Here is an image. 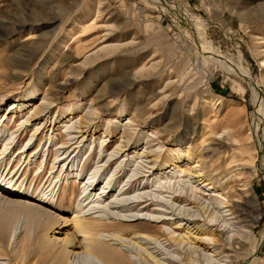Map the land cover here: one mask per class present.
I'll return each mask as SVG.
<instances>
[{
	"label": "rangeland",
	"instance_id": "374dc122",
	"mask_svg": "<svg viewBox=\"0 0 264 264\" xmlns=\"http://www.w3.org/2000/svg\"><path fill=\"white\" fill-rule=\"evenodd\" d=\"M158 1L155 5L149 0H0V148L7 138L12 141L0 156V182H9L11 190L33 193V197L44 191L50 204L41 206L56 218L62 215L68 219L81 197L80 179L89 177L93 170L98 169L101 177L107 175L115 185L121 181L126 186L136 171L145 174L131 186L129 197L122 202L124 212L119 211L142 216L125 217L126 221H122L131 227L125 236L129 237L133 226L143 221L158 228L170 226L174 219L165 223L147 219L175 218L153 208L196 211L193 204L172 202L170 193H160L158 190L166 181L170 192L176 188L177 192L191 194V185L197 187L201 192L197 196L203 197L200 202H204L201 208L207 213L215 211L209 192L205 190L207 195L203 196L204 187L190 175L174 183V177L165 179L167 172L155 171L147 177L150 171L143 172L148 169L140 167L148 166L152 159L145 156L149 150L159 155L154 165L160 167L176 157L173 149L188 147L210 166L206 173L217 188L224 186L230 195L240 196L239 204L248 215V225L238 228L243 244L239 248L226 243L218 254L212 253L213 248L194 252L196 244H175L164 236L158 240L143 239L140 245L165 263V258H173L183 264L186 254V264L217 263L221 255L228 254L234 258L233 264H264V241L256 253H251L264 229V174L259 166L264 165V138L261 146L250 134L257 122L252 114L254 99L263 101L260 124L264 126V0ZM203 41L210 43L211 52L202 51ZM239 66L248 72L240 74ZM31 90L36 91L35 96L24 103V110L16 108L12 115L9 103H21L23 95ZM43 96L52 100L44 129L41 124L29 125L25 120L29 106L39 104ZM70 109H74L71 115L75 117L66 121L69 118L64 117ZM84 114L92 119L94 135L89 131L86 141L79 138L76 149L71 152L70 148L59 156L64 149L62 142L70 143L69 138L79 135L69 131L76 130L78 115ZM106 126L111 133L104 137ZM32 128L41 132L33 134ZM123 130L131 135V142L139 144L138 148L134 153L133 149L122 155L119 152L115 155L117 162L107 166ZM102 140L103 144L108 143L107 147L103 148ZM147 140L152 146L146 150ZM21 145L25 151L18 155ZM179 155L182 160V153ZM20 158L27 164L23 181L16 179L22 170L18 168ZM6 166L13 170L9 175L6 170L3 172ZM120 168L125 172L115 179ZM17 171L13 178L11 175ZM48 177L54 180L49 188ZM55 182V192L50 193ZM243 183L248 184L247 194L242 190ZM140 195L166 200L169 208L157 203L145 209L127 207L130 202L137 203ZM24 201L28 202V198ZM90 207L87 205L83 211L87 216L93 214L91 217L104 218L103 222L109 224L119 221L114 219L117 209ZM94 210L98 211L88 214ZM57 220L48 235L58 240L71 237V222ZM24 235L28 231L21 226L4 248L13 250ZM120 249L127 254L124 246ZM135 264L156 263L136 258Z\"/></svg>",
	"mask_w": 264,
	"mask_h": 264
},
{
	"label": "bare ground",
	"instance_id": "6f19581e",
	"mask_svg": "<svg viewBox=\"0 0 264 264\" xmlns=\"http://www.w3.org/2000/svg\"><path fill=\"white\" fill-rule=\"evenodd\" d=\"M149 2L155 5L159 4L158 0H149ZM201 45L204 48V50H202L204 53L212 51V46L209 42L203 41ZM217 58H219V56H217ZM263 61L264 59H262V63L264 65ZM238 69L240 70V74L242 73V75L243 73L248 72L247 69L242 66H239ZM35 92L36 91L33 90L28 91L26 95H23L21 103H19L20 100H15L9 103V111L12 112V115L16 113V108H18L20 111L24 110V103L30 101L32 97L35 96ZM41 100L42 101L39 104L35 102L29 106V109L28 107L25 108L28 109L26 113L29 114L28 119L25 120L26 123L29 125L36 126V124H41L42 126H40V128L42 127V129H44L48 122V114L50 113V106L52 105V100H50L46 96H43ZM253 101L255 103V106L252 114L254 120L255 118H257V122H254V128L252 129L250 134H252V138L256 139L258 141L257 143L261 145L262 139L264 138V126L260 124V122H262L260 111L262 108L263 101L261 100L260 102L258 101V99H254ZM1 103L2 101H0V105ZM73 112L74 109H70L69 115H66L64 117L69 118V120L66 121H70L75 117L71 115L74 114ZM69 116H71V118ZM78 117V124L74 127L76 130L69 131V133L75 132L79 135L75 136L71 133L73 136L69 139L72 140V142L69 143L67 140L65 142H62V144H64V146H62L64 147V149L62 150L59 156H63V154L67 153L70 148H72L71 152L76 149V143L79 138H82L84 139V141H86V134H88L89 131H92V136L94 135L93 132L96 128L92 123V119H89L88 116L85 114L78 115ZM5 118H7V116H5ZM16 128V130L19 131V124ZM50 128L53 127H51L50 125ZM68 128H70V126ZM24 129H22L21 131H23ZM37 130H39V128H34V131L32 128L33 134L37 135L41 132V130L39 132H37ZM110 133L111 130L109 126H106L105 130L103 131L104 137H107ZM119 136L122 138L121 142L117 143L114 146V154H110V157L108 159L109 163L107 166L113 164L115 161L117 162V157H115V155L119 152H121L122 155V153L126 151L129 152L130 149H133L132 152L134 153L136 151V148H138L139 144L131 142V135L126 130H123ZM11 142L12 141L10 140V138H7L3 142V148H0V156L1 154H4L6 149L9 148ZM103 142L104 140L101 141V145H103V148L107 147L108 143L103 144ZM150 142L151 140H147L145 142V145L148 144L146 145V150L152 146L149 144ZM38 145L39 144H37L36 148L38 147ZM24 151L25 150L23 149V145H21L20 147H18L16 152L19 155L22 154ZM91 151H93V149ZM152 151L153 150H149L145 154V156L147 157H152V159H149L148 161V166L140 165V167H146L148 169L142 170L143 172L150 171L149 174H147V177L151 175L153 176V173L155 171H160L161 174L167 172L165 179H171L174 177L175 183L179 182L182 177L190 175L191 178H194V181L198 182L201 187H204L202 191L203 196L207 195V193L204 192L205 190L209 192L208 199L212 200L215 203V211H208L207 213L206 210H203V208H201L200 204H203L204 202H200L203 197L200 198V195L197 196V193H201L200 189L198 190L197 187L191 185V194H188L187 192L182 193L181 191L177 192V190H175L176 188L172 189L170 192L168 191L169 188L167 189V187H165L167 181L164 183L162 182L164 185H162L161 188H166V190L159 189L158 191L160 193H170L169 198L172 202L186 203L185 205L193 204L194 207H196V211L190 210V212L188 213H184V211L176 212L175 208L173 211L167 212L165 210H161L160 208H153L154 211L157 210L163 212V214L166 215L171 214L174 215L175 218L167 216H149L148 218H146L152 222L162 223L174 219L170 222V226L164 225L162 228H158L143 221L142 223H140V225L138 224L133 226V233L131 236L125 237L126 234L129 233L128 229L131 228L129 225L124 224L122 222L126 221L125 217L135 216V219H140L142 216L140 214H119V211L124 212L122 202H124L129 197L131 193V186L141 181L142 178L145 177V174H138L139 172L136 171L129 178L127 182L129 183L128 186H126L127 184H122L121 181H119L118 184L115 185L114 182H112V179L107 178V175L105 177H101L102 174L98 172V169L96 171L91 169L93 171L91 173L89 172V177L85 176L80 179V183H83V190L80 193L81 197L78 200V204L73 215L68 219L67 217H64L62 215L58 216V218L61 219L62 222H71V237H66L58 240L55 237L52 238V235H48V231L53 228L54 224H57L56 222L58 221V218H56L57 216L55 215L52 216V214H50L51 212L49 213L46 207L41 206L42 204H44L45 206L47 204H50V198L46 199L47 195H45L44 191L40 190L41 194L38 193L33 197V193H25L21 190H11L9 182H0V259L6 260L8 262L7 264H135L136 258H139L142 262H145V260L147 259H151L156 264H177L178 261L173 258H165L166 263L156 259L151 254V252L147 250V248L142 247L140 245L141 240L143 239L146 241H149L150 239L158 240L161 236H164L165 239L167 238L166 240L175 242V244H183V242H185V244L190 245L196 244V246H193L195 248L194 252H197L199 249L203 251H209L210 248H213V251L215 250L214 252H212L213 254L222 253L221 248H223L226 243L231 245H239L240 248L243 243L241 240H239L238 236H241V234L238 228L241 226L248 225L245 224L248 221L246 220L248 215L244 214L245 209L242 207L241 204H239V202L241 201L240 196L236 194L230 195L229 191L226 190V187L224 186H220L219 188H217L212 178L209 177L210 175L208 176L206 173L207 169L210 168V166L208 167L204 159L201 158L199 155L193 153L188 147L178 146L173 149L172 153L176 155V157H168L169 159L166 160V162L160 167H158L159 165H154L157 161H159L157 160L159 158V155L152 153ZM181 153L183 159L179 160L181 159V156L179 155ZM128 154L129 153H126L125 155ZM69 155L70 154L62 158L63 162L67 160ZM19 163L20 165H18V168L19 170H22L16 179L18 180L22 178L21 180L23 181V171L27 164L25 165L24 161H21V158L19 159ZM45 164L46 163H44V167ZM259 166H262L260 167V169L264 174L263 163H260ZM39 167H41V164L39 165ZM62 167L60 168L59 172L61 171ZM5 170L7 175L13 172V170L11 168H7V166L4 167L3 172ZM173 170L175 171L171 173V171ZM124 172V168L118 169L115 179L123 175ZM17 174L18 171L16 173H13L11 176L14 178ZM77 175H79L78 171L75 172L74 177L77 178ZM86 178L87 180L85 181ZM158 180L160 181V178ZM53 181L52 179H49V184L47 188L51 186ZM56 185L57 182H55L53 187H51L50 193L54 191ZM247 185V183L242 184V190L246 194L249 191ZM59 189L60 185L58 186L57 193ZM54 196L55 194L52 195V197ZM139 197L137 203L134 204L130 202L127 207L133 208L131 210H134L137 206H141L143 209H145L150 204L157 203L160 204V206L166 205V208H169L168 201L166 200L163 201L161 199L145 195H140ZM25 198H28V202L26 203L24 201ZM99 202H101L105 210L107 207L108 211H112L109 209H117L118 213L115 212L114 219H118L119 221L114 224H109L107 222H103L102 219L104 218L91 217L93 215L92 213L97 212L98 210L89 212L88 214L91 213L92 215L88 216L85 213L86 211L83 212L86 209V206L89 204L91 206L90 208L92 209H100V207L102 206ZM174 211L176 213H174ZM196 212H199V214H197ZM205 214L207 215L206 217ZM197 215H200V217H196ZM111 217L113 216H108V219ZM21 226L24 228L25 231H28V235L22 236L19 245H17L13 250L10 249L8 252L4 247L7 243L8 245L10 244L12 237H14L16 234V230ZM180 230L183 232H181ZM104 235L108 238L103 239L102 237ZM72 236H76L78 237V239L75 240V238ZM263 241L264 229L259 239L253 243L251 253H256L257 249L261 246V243ZM116 245H119L120 248L124 246V249L127 251V254H124L125 252H123ZM133 248L136 249V253H133ZM235 248L237 249L236 246ZM188 256V254L184 255L183 260H185V262L183 264L187 263ZM221 258H224L225 260H221ZM233 263L234 258L228 254L221 255L220 260L217 263L213 261L209 262V264ZM0 264L5 263L0 261Z\"/></svg>",
	"mask_w": 264,
	"mask_h": 264
}]
</instances>
